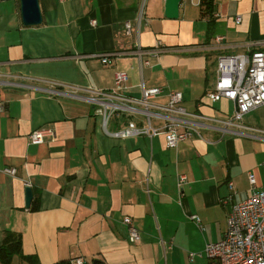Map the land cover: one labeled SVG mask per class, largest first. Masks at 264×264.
Wrapping results in <instances>:
<instances>
[{
    "label": "crops",
    "instance_id": "1",
    "mask_svg": "<svg viewBox=\"0 0 264 264\" xmlns=\"http://www.w3.org/2000/svg\"><path fill=\"white\" fill-rule=\"evenodd\" d=\"M37 1L41 23L27 27L19 0H0V245L5 232L20 236L8 264H31L23 256L38 264L75 257L87 264H211L204 246L222 237L229 205L249 195L247 175L264 189V142L208 129L175 149L162 135L116 139L92 105L47 89L111 91L114 74L124 72L121 95L139 99L142 89L161 88L153 102L164 105L176 91L187 113L228 118L233 104L206 94L219 57L264 50V1L213 0L207 13L200 0H181L175 19L165 17V0ZM99 55H111L109 63ZM128 123L146 126L141 116H122L106 131ZM243 124L264 131V106ZM35 130L54 135L31 145ZM125 217L139 232L136 242Z\"/></svg>",
    "mask_w": 264,
    "mask_h": 264
},
{
    "label": "built area",
    "instance_id": "2",
    "mask_svg": "<svg viewBox=\"0 0 264 264\" xmlns=\"http://www.w3.org/2000/svg\"><path fill=\"white\" fill-rule=\"evenodd\" d=\"M69 1V0H60ZM264 1V0H261ZM239 24L240 17L234 19ZM95 25V21H91ZM123 33L130 35L131 25H123ZM216 42L221 37L215 38ZM160 46V42L156 43ZM139 57L143 51L139 45L134 46ZM111 55H99L102 64L109 63ZM142 64H147L143 62ZM127 75L124 72L114 74V87L111 91L86 89L84 96L77 94L80 89L64 87L66 92L54 90L51 83L47 92L51 95H64L83 100L94 107V114L101 118L105 132L116 139H127L139 135L149 138L164 136L165 147L175 149L182 141L195 137L201 138L202 129L217 131L221 136L226 134L264 142V131L247 127L243 118L251 111L264 106V50L241 55H224L217 59L216 81L213 89L206 96L211 102L226 99L233 104V113L224 119L204 117L187 113L180 105V92L168 91L167 102L157 105L153 100L163 93L161 88L142 89L139 99L121 95L125 88ZM81 92V91H80ZM122 116H141L146 126L139 128L128 123L124 128L108 133L106 127L110 120ZM158 121L159 128L152 127L151 121ZM52 130H35L30 133L28 140L31 145H40L45 137H52ZM6 174L12 175V169H6ZM251 188L249 195L238 202H232L228 207L226 229L222 237L215 242L207 243L203 253L211 264H264V189H255L256 179L253 174L247 175ZM184 176L177 178V188L182 189ZM191 218L198 223L199 219ZM123 222L128 226L131 241L139 239L138 230L132 225L131 219L125 217ZM68 264H87L82 257H75Z\"/></svg>",
    "mask_w": 264,
    "mask_h": 264
},
{
    "label": "water",
    "instance_id": "3",
    "mask_svg": "<svg viewBox=\"0 0 264 264\" xmlns=\"http://www.w3.org/2000/svg\"><path fill=\"white\" fill-rule=\"evenodd\" d=\"M181 0H165L164 15L168 19H175L178 15V6ZM22 24L27 27L41 23V15L37 0H19ZM32 198L30 188H25V206H29Z\"/></svg>",
    "mask_w": 264,
    "mask_h": 264
},
{
    "label": "trees",
    "instance_id": "4",
    "mask_svg": "<svg viewBox=\"0 0 264 264\" xmlns=\"http://www.w3.org/2000/svg\"><path fill=\"white\" fill-rule=\"evenodd\" d=\"M201 7L205 12H211L213 0H200ZM20 251V236L10 232H5L3 242L0 245V261L2 264H8L13 253ZM31 264H38L33 256H23ZM55 264H68V262H60Z\"/></svg>",
    "mask_w": 264,
    "mask_h": 264
}]
</instances>
